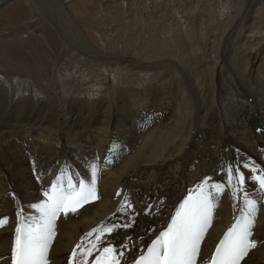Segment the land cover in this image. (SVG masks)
Masks as SVG:
<instances>
[{
  "label": "bare ground",
  "instance_id": "1",
  "mask_svg": "<svg viewBox=\"0 0 264 264\" xmlns=\"http://www.w3.org/2000/svg\"><path fill=\"white\" fill-rule=\"evenodd\" d=\"M238 157L264 167V0H0V264L17 207L31 213L66 164L85 178L98 164L100 199L58 219L50 264L121 216L117 189L133 205L115 237H131V264L187 189ZM232 214L225 194L205 252ZM249 256L264 264V247Z\"/></svg>",
  "mask_w": 264,
  "mask_h": 264
},
{
  "label": "snow or ice",
  "instance_id": "2",
  "mask_svg": "<svg viewBox=\"0 0 264 264\" xmlns=\"http://www.w3.org/2000/svg\"><path fill=\"white\" fill-rule=\"evenodd\" d=\"M105 163L111 161L105 158ZM99 171L98 164L91 162L85 178L66 164L43 188V198L29 205L31 213H26L22 206L17 207L10 264H50L49 250L57 235L58 219L77 214L84 205L100 199ZM221 174L222 179L206 175L188 188L146 248L140 245L139 254L131 264H250V251L258 245L264 247V241L254 237L258 208L264 206V167L250 157L247 160L238 157L222 164L215 175ZM225 194L231 201V222L214 247L205 252L204 244L210 235L214 213ZM9 195L16 200L14 192ZM115 196L122 197L116 209L121 216L112 213L82 234L72 247L67 264H126L131 237L125 235L120 242L115 237L120 229L132 227L133 205L127 194L122 196L121 189L116 190ZM159 203L163 205V199ZM151 208L152 205H148L145 213ZM6 224L8 217H0V228Z\"/></svg>",
  "mask_w": 264,
  "mask_h": 264
},
{
  "label": "water",
  "instance_id": "3",
  "mask_svg": "<svg viewBox=\"0 0 264 264\" xmlns=\"http://www.w3.org/2000/svg\"><path fill=\"white\" fill-rule=\"evenodd\" d=\"M249 126L252 131H257V120L255 117H251L249 119Z\"/></svg>",
  "mask_w": 264,
  "mask_h": 264
}]
</instances>
